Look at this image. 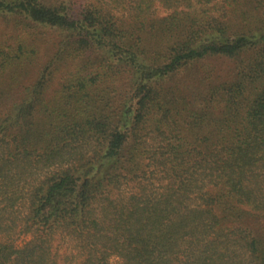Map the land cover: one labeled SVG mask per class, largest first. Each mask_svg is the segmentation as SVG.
Returning a JSON list of instances; mask_svg holds the SVG:
<instances>
[{
  "label": "trees",
  "instance_id": "1",
  "mask_svg": "<svg viewBox=\"0 0 264 264\" xmlns=\"http://www.w3.org/2000/svg\"><path fill=\"white\" fill-rule=\"evenodd\" d=\"M56 242L264 264V0H0V264Z\"/></svg>",
  "mask_w": 264,
  "mask_h": 264
},
{
  "label": "rangeland",
  "instance_id": "2",
  "mask_svg": "<svg viewBox=\"0 0 264 264\" xmlns=\"http://www.w3.org/2000/svg\"><path fill=\"white\" fill-rule=\"evenodd\" d=\"M24 239L26 238H23L21 239V241L19 243H22L24 241ZM57 244V247L59 248L60 250V261H59V264H72L71 261H69L71 258H67L66 256L68 255H65L66 253H69L71 255V248H68V244L66 243H60V242H56ZM79 261H80V257L79 258H76V260L73 262V264H79ZM111 264H120V260L118 259V257H111Z\"/></svg>",
  "mask_w": 264,
  "mask_h": 264
}]
</instances>
